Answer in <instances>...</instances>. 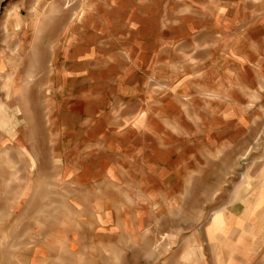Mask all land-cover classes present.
<instances>
[{
  "label": "rangeland",
  "instance_id": "rangeland-1",
  "mask_svg": "<svg viewBox=\"0 0 264 264\" xmlns=\"http://www.w3.org/2000/svg\"><path fill=\"white\" fill-rule=\"evenodd\" d=\"M0 264H264V0H0Z\"/></svg>",
  "mask_w": 264,
  "mask_h": 264
}]
</instances>
